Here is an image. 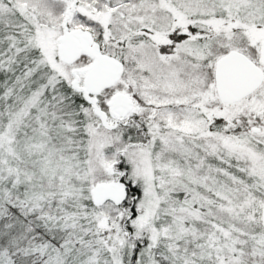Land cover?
I'll return each mask as SVG.
<instances>
[{
  "label": "snow or ice",
  "instance_id": "1",
  "mask_svg": "<svg viewBox=\"0 0 264 264\" xmlns=\"http://www.w3.org/2000/svg\"><path fill=\"white\" fill-rule=\"evenodd\" d=\"M0 264H264V0H0Z\"/></svg>",
  "mask_w": 264,
  "mask_h": 264
}]
</instances>
